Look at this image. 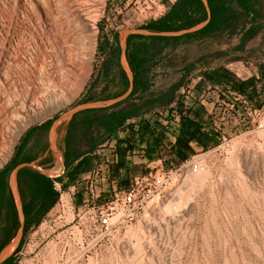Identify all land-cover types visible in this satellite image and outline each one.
Returning a JSON list of instances; mask_svg holds the SVG:
<instances>
[{"label":"rangeland","instance_id":"1","mask_svg":"<svg viewBox=\"0 0 264 264\" xmlns=\"http://www.w3.org/2000/svg\"><path fill=\"white\" fill-rule=\"evenodd\" d=\"M175 1L0 0V187L15 206L27 199L47 206L35 198L26 168L58 192L34 226L22 227L16 207L19 225L0 249L18 236L6 254L17 249L13 264H264V31L245 48L224 36L216 45L177 43L151 74L150 89H164L178 82L186 64L200 62L176 93L186 105L205 107L216 145L195 147L175 163L165 149L148 158L134 132L135 146L119 167L107 151L85 176L48 169L60 152L58 136L46 138L37 122L50 124L75 105L124 91L116 83L128 69L121 39L130 30L179 33L144 28ZM203 70L229 75L219 76L226 87L197 84ZM171 138L169 131L166 146ZM49 143L54 150L45 149ZM41 153L49 164L43 156L35 160ZM4 206L0 199V221Z\"/></svg>","mask_w":264,"mask_h":264},{"label":"trees","instance_id":"2","mask_svg":"<svg viewBox=\"0 0 264 264\" xmlns=\"http://www.w3.org/2000/svg\"><path fill=\"white\" fill-rule=\"evenodd\" d=\"M205 15V9L201 0H176L172 3L167 12L158 20L152 23L145 24L144 28L152 31H177L181 28L190 27L193 24L199 22ZM211 27L208 23L201 28L187 31L179 34L161 35V34H144V33H130L126 39V58L131 71L135 74L132 78V89L127 97L122 99L120 103H123L121 108L111 112L109 115L96 116L94 120L97 126L103 127L108 130L115 126H120L123 132V136L116 137L119 142H123V146L115 148V153L118 157L114 163L116 167L120 166L122 161L121 157L125 155V152L130 151L135 146L133 144L134 132L139 135V143H144V152L148 158L153 153L159 152L161 149H165V152L169 154V161L180 163L185 160L189 155L195 152V147L201 150H205L218 143L216 132H212V121L205 118L206 109L202 104L194 101L193 104H185L183 101V95L177 94L179 83L184 79V76L180 77L177 83H172L169 87L158 94H151L147 97H137L142 104L131 101L132 95L137 91L145 90L144 79L141 78L154 64L155 56L165 47L169 46L173 48L177 43L191 41L195 37L207 36L211 33ZM249 36L250 32L247 33ZM113 40L116 41V36L113 34ZM112 59L117 60L119 55V47L115 46L111 50ZM192 69L191 64L185 67V74L189 73ZM200 80L197 84L202 82H209L212 85H222L226 87L224 81L219 80V76L229 78V75L220 74L217 71L203 70L199 73ZM236 90L247 94V90L244 89L243 83L231 81ZM251 82V81H250ZM116 83L121 86L122 89H126L128 86V80L125 74L120 71ZM249 84L246 81V84ZM245 84V85H246ZM252 85V86H251ZM248 88L254 90L253 84ZM160 106L162 110L155 111L154 108ZM145 110H142V108ZM152 113L154 116L145 117L144 114ZM137 117L136 121L132 123H124L127 118ZM174 124L175 133L171 131ZM142 130L139 132V130ZM171 132L173 139L169 141V145L166 146L164 140L167 138V133ZM140 133V134H139ZM164 160V158H163ZM165 161V160H164ZM114 166V167H115ZM24 177L30 179V186L36 191L35 198L38 200L44 199L48 203L47 206L41 205L39 202L36 206L31 203V200L27 199V202L21 204L23 213L22 227L25 229L27 226H34L38 223L41 215L49 209L53 202L57 199L58 192L53 189L52 184L43 186V183L47 179L39 173L31 174L26 168L22 169ZM0 199L5 201L4 218L0 221V249L9 240L10 230L19 225L17 219V209L14 204L13 198L10 193L4 191L3 186L0 187ZM37 200V199H35ZM42 201V200H41ZM32 220V221H31ZM6 256L0 261V264H13V255Z\"/></svg>","mask_w":264,"mask_h":264},{"label":"crops","instance_id":"3","mask_svg":"<svg viewBox=\"0 0 264 264\" xmlns=\"http://www.w3.org/2000/svg\"><path fill=\"white\" fill-rule=\"evenodd\" d=\"M201 1L205 9V15L203 16V18L190 27L177 30L179 33L193 31L201 28L203 25L208 23V26L211 27L210 30H212L211 33L207 36L195 37L191 41H188L189 43L191 42L192 44H194L193 46H195V44H202L205 41H215L216 45V42L219 41L218 38L222 36L226 37V41H242V47L244 48L248 44L259 40V37L264 31V0ZM248 32L251 33L250 36L247 34ZM130 33L140 32L130 30L127 33L126 37H124L123 40L121 39L124 45H122L123 48L122 46H120L123 57H125V55L123 54V49L125 50V41ZM148 33L157 34L158 32H146L144 34ZM188 42L185 41L179 44L182 45V43L185 44ZM177 46L178 45H176L173 50L177 49ZM169 48V46H165L160 51V53L155 56V64L144 75L141 76V78L145 81V90H137L132 95L133 98L131 101L142 104L143 102L141 103L137 97H147L152 93L158 94L169 87V85H167L164 89L153 91L150 89L152 86V84H150L151 74L154 70V67L160 62V55L164 54L165 51ZM125 60L126 67L128 68L125 73L128 80V86L124 91L119 90V92L116 94L98 96L93 99L94 101L92 102L87 101L75 105L66 110L62 114L63 116H57L50 124H48L49 120L47 121L46 119L37 122L36 131L45 133L46 138L50 139L52 138V135L55 136L56 134L58 136L55 142V148H57L60 152L53 164L51 161L47 162L44 156L45 154L43 153L36 156L35 159L38 160L43 156L45 165L51 162L50 167L48 168L50 172H53L52 170L56 168V170H60L57 174H60L64 171L68 176L78 177L80 175H88L92 172L93 167L100 164V162L104 158V154L107 151H111V156L113 157V159H115H111L112 161H110V164L116 162L118 157L116 153H114L115 148L124 145L123 142H119L118 140H116V137L123 136V132L118 125L110 128L109 131L105 130L103 127L96 125V121L94 120V118L96 116L109 115L111 112L116 111L118 108H121L123 106V103H120V101L127 97L130 93L132 89V78L135 74L137 75V73L133 74L126 57ZM190 64L192 66V69L189 73H191L193 70L199 71V61H193ZM187 65L188 64L184 66V69ZM184 69L182 68L180 77H186V75L189 74H185ZM197 77H200V75H198ZM142 110H145V108L143 107ZM154 110L160 111L162 110V107L157 106L154 108ZM134 119L135 117L127 118L124 123H132L134 122ZM171 139H173V136ZM49 145L50 143L47 144L45 149H53V147H50ZM129 153L130 152L128 151L125 152L124 157H126ZM58 162H60L59 165L57 164Z\"/></svg>","mask_w":264,"mask_h":264},{"label":"bare ground","instance_id":"4","mask_svg":"<svg viewBox=\"0 0 264 264\" xmlns=\"http://www.w3.org/2000/svg\"><path fill=\"white\" fill-rule=\"evenodd\" d=\"M17 203H18V201H17ZM17 206L19 207V205H17ZM17 239H18V236L15 237V239L12 241V244H11V245H9L8 247H6V248L1 252V254H0V258L6 256V254H8V253L13 249L14 245H15L16 242H17Z\"/></svg>","mask_w":264,"mask_h":264},{"label":"built area","instance_id":"5","mask_svg":"<svg viewBox=\"0 0 264 264\" xmlns=\"http://www.w3.org/2000/svg\"><path fill=\"white\" fill-rule=\"evenodd\" d=\"M125 199H127L128 201H130V199H131L130 192H127L126 193ZM104 221L107 222V219H104Z\"/></svg>","mask_w":264,"mask_h":264},{"label":"water","instance_id":"6","mask_svg":"<svg viewBox=\"0 0 264 264\" xmlns=\"http://www.w3.org/2000/svg\"><path fill=\"white\" fill-rule=\"evenodd\" d=\"M122 40H123V38H122ZM18 203H19V201H18ZM16 207H17V206H16ZM17 208H18V210H19L20 217L23 218V216H22V211H21V208H20V205H19V207H17ZM3 258H5V257L0 258V261H1Z\"/></svg>","mask_w":264,"mask_h":264}]
</instances>
